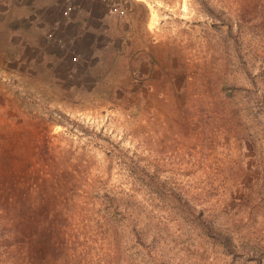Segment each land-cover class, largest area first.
<instances>
[{
	"label": "rangeland",
	"instance_id": "1",
	"mask_svg": "<svg viewBox=\"0 0 264 264\" xmlns=\"http://www.w3.org/2000/svg\"><path fill=\"white\" fill-rule=\"evenodd\" d=\"M118 3L0 0V264H264V0Z\"/></svg>",
	"mask_w": 264,
	"mask_h": 264
},
{
	"label": "built area",
	"instance_id": "2",
	"mask_svg": "<svg viewBox=\"0 0 264 264\" xmlns=\"http://www.w3.org/2000/svg\"><path fill=\"white\" fill-rule=\"evenodd\" d=\"M101 1L109 6L110 13H112L116 17L121 18L125 15L124 10L120 7L118 3L120 0H101ZM70 10H71L70 5L64 7L62 10V16L66 17Z\"/></svg>",
	"mask_w": 264,
	"mask_h": 264
}]
</instances>
